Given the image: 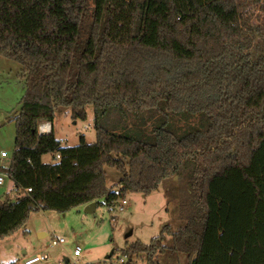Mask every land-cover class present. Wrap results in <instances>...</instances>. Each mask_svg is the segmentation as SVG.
Masks as SVG:
<instances>
[{
	"label": "trees",
	"instance_id": "16d2710c",
	"mask_svg": "<svg viewBox=\"0 0 264 264\" xmlns=\"http://www.w3.org/2000/svg\"><path fill=\"white\" fill-rule=\"evenodd\" d=\"M256 5L0 0V54L19 64L24 88L14 150L1 166L17 196L0 200V239L33 211L64 213L101 199L109 207L176 175L182 226L166 224L124 253L143 252L146 264L161 255L264 264V46H253L264 21L251 24ZM88 106L93 142L38 134L59 108L85 120ZM47 153L60 158L44 163ZM107 167L121 173L118 190L106 183Z\"/></svg>",
	"mask_w": 264,
	"mask_h": 264
},
{
	"label": "rangeland",
	"instance_id": "374dc122",
	"mask_svg": "<svg viewBox=\"0 0 264 264\" xmlns=\"http://www.w3.org/2000/svg\"><path fill=\"white\" fill-rule=\"evenodd\" d=\"M256 1L258 15L255 14L251 24L263 25L264 10L261 6L264 0ZM253 46H264V39L255 38ZM19 68L17 62L0 54V166L9 164L14 150L15 112L12 108L17 107L22 96L21 82L16 74ZM86 113L85 120H74L68 108H59L51 122L54 136L62 144L68 145L76 144L82 134L88 142H93L95 130L92 106L86 108ZM2 151L7 153L5 158L1 156ZM54 156L47 153L43 155L42 161L51 162ZM106 170L108 187L118 190L115 184L121 173L114 167H107ZM16 196L14 183L5 177L0 184V200H15ZM180 197L177 176L173 175L164 179L158 189L148 195L139 192L126 194L124 210L114 214L109 213L103 199L93 211H85L86 204L64 213L54 210L33 211L18 231L0 239V264H23L24 259L37 253L47 254L49 259L35 264H146L145 253L127 254L123 250L137 240L148 244L166 224L172 230L182 226L183 220L179 218ZM60 237L64 242L52 246V240ZM76 246L81 249L78 255L74 252ZM24 249L26 253L22 252ZM161 256L159 264L187 263L185 255H180L178 262H171L170 258Z\"/></svg>",
	"mask_w": 264,
	"mask_h": 264
},
{
	"label": "built area",
	"instance_id": "2783aa9c",
	"mask_svg": "<svg viewBox=\"0 0 264 264\" xmlns=\"http://www.w3.org/2000/svg\"><path fill=\"white\" fill-rule=\"evenodd\" d=\"M37 131H38V134H46V133L51 132L52 131L51 122L50 121H43V122L39 123ZM1 156L4 158L7 156V153L5 151H2ZM59 158H60V154L55 153L54 159H59ZM5 177L9 178V174L6 173V171H0V184L3 183ZM28 190H30V188H28ZM126 202L127 201L125 199H121L116 204L110 205L108 207L109 213L114 214L117 211H123L125 208L124 205L126 204ZM63 242H64V239L60 237L57 239H53L51 242V245L56 246V245H59ZM80 250H81L80 247L76 246V248L74 250L75 254L78 255L80 253ZM48 259H49V257L47 256V254L37 253L31 257L24 259L23 264H35L37 262L46 261ZM120 260L122 261V258ZM58 264H61V263L58 262Z\"/></svg>",
	"mask_w": 264,
	"mask_h": 264
},
{
	"label": "water",
	"instance_id": "95a60500",
	"mask_svg": "<svg viewBox=\"0 0 264 264\" xmlns=\"http://www.w3.org/2000/svg\"><path fill=\"white\" fill-rule=\"evenodd\" d=\"M96 201H92V202H89L86 204V207H85V211H93V209L95 208L96 206ZM130 235V233L128 234ZM68 260L66 259L65 262H67Z\"/></svg>",
	"mask_w": 264,
	"mask_h": 264
},
{
	"label": "crops",
	"instance_id": "0c3cea01",
	"mask_svg": "<svg viewBox=\"0 0 264 264\" xmlns=\"http://www.w3.org/2000/svg\"><path fill=\"white\" fill-rule=\"evenodd\" d=\"M20 86V88H21V91H22V95H23V92H24V88H23V85H22V83L19 85ZM22 97V96H21ZM15 108V107H14ZM14 108H12V109H14ZM10 112V110H8V113ZM10 116V115H9ZM3 158V157H2ZM5 158V157H4ZM0 171H2V169H1V166H0ZM11 180V179H10ZM13 182V181H12ZM16 189V188H15ZM17 191V190H16ZM97 205V204H96ZM22 252L23 253H26V250L24 249V250H22Z\"/></svg>",
	"mask_w": 264,
	"mask_h": 264
}]
</instances>
